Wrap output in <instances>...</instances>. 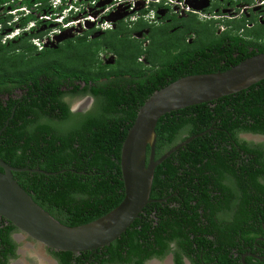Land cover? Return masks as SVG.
<instances>
[{
  "label": "trees",
  "instance_id": "obj_1",
  "mask_svg": "<svg viewBox=\"0 0 264 264\" xmlns=\"http://www.w3.org/2000/svg\"><path fill=\"white\" fill-rule=\"evenodd\" d=\"M18 1L0 0V6ZM51 1L23 0L22 6L42 14L50 9ZM10 17L0 19L4 31L13 22ZM33 22L42 24L30 15L20 21L21 28ZM155 24L140 20L130 28L121 22L99 37L93 35L100 30H92L80 39L41 51L32 39L46 34L8 42L0 36V158L14 168L51 174L15 172L14 178L39 206L67 227L95 222L123 202L122 148L139 111L157 91L185 77L226 72L264 54V47L259 53L249 52L251 44H240V40L203 39L199 50L188 49L175 57L171 47L178 37L169 34L166 24ZM209 24H201L206 38L210 31L216 32ZM141 32L142 40L151 43L147 48L134 37ZM102 55H113L115 61L106 64ZM143 55L155 65L163 64L162 71L149 73L147 65L139 61ZM25 85L28 91L23 98L14 99L13 91ZM69 95L91 96L95 106L85 114H73L65 101ZM156 133L157 160L187 139L203 135L157 167L151 200L160 202L149 204L127 233L103 249L106 256L112 255L108 261L143 264L163 258L175 242L176 264H183L182 254L194 264H203V257L206 264L231 262L229 252L211 248L213 254L207 253L208 244H215L212 237L225 250L233 246L231 242L240 237L245 225L253 223L244 229L249 246L264 232V213L255 210L264 197V185L258 178L247 185L240 178L239 188L221 183L225 176L232 181L238 171L227 159L232 152L240 154L241 150L257 156L238 136L264 135V80L237 94L169 113L158 122ZM247 158L241 163L243 173H249L257 163ZM236 159L234 165L238 164ZM258 163L262 166L259 175L264 178V161ZM249 195L256 199L255 209H243L241 201L235 206L234 199ZM232 208L237 213L243 211L236 221L237 233L230 227L227 234L224 229L230 224L220 226L218 215L229 214ZM16 230L0 217V253L6 248L5 257L15 246L11 235ZM106 260L97 262L106 264ZM5 262L0 258L1 264Z\"/></svg>",
  "mask_w": 264,
  "mask_h": 264
},
{
  "label": "water",
  "instance_id": "obj_2",
  "mask_svg": "<svg viewBox=\"0 0 264 264\" xmlns=\"http://www.w3.org/2000/svg\"><path fill=\"white\" fill-rule=\"evenodd\" d=\"M160 15L164 17L166 13L160 12ZM124 17L126 16L111 20L116 23ZM93 26L89 25L88 29ZM262 80L264 54H259L226 72L185 77L157 91L139 111L122 148L121 168L125 185L123 202L105 217L84 226L73 228L60 223L39 206L14 178L15 172L51 174L14 168L0 158V168L3 170L0 171V217L52 250L84 253L111 245L141 218L149 204L160 202L151 200L157 167L203 135L187 139L157 160L156 128L160 119L172 112L237 94ZM87 105L88 103L84 104ZM82 108L84 109L83 106L80 109L74 107V110Z\"/></svg>",
  "mask_w": 264,
  "mask_h": 264
},
{
  "label": "flooded vegetation",
  "instance_id": "obj_3",
  "mask_svg": "<svg viewBox=\"0 0 264 264\" xmlns=\"http://www.w3.org/2000/svg\"><path fill=\"white\" fill-rule=\"evenodd\" d=\"M226 2L219 1L217 2V4L213 6V7H216L215 11L219 13L218 17L220 18V21H216L212 23L208 22L211 24L210 27L215 28L214 26H216V28L218 29V31L214 32V34L212 33V31H210L208 38H206V36L203 35V26H201V24L203 25L205 23H203V20L200 18V16L196 17L192 14H187L185 16H178L173 13H170L169 16L163 20L164 22H162L161 24L163 26L164 24H166L165 26H168L167 28H169V34L175 35V37H178L177 39L179 40L178 42H176L177 40H173V46L171 47V51L173 52L175 57L180 56V54L182 55L184 52L187 53L188 49L189 50H199L201 48L203 39H206V40H240V44H242L243 41L245 43L248 42L251 44L252 47L249 48L250 50L249 52H254V51L256 53L260 52V48L264 47V9H259L258 11L250 10L247 12H243L240 9V6L243 3L245 4V2H242L239 0L237 1L230 0L228 4L233 6L232 7L233 13L232 15H227V13L224 14V12L225 10H228V9L227 8L223 9ZM5 6L6 4H3L0 6V17L1 18L3 17L7 18V15L13 9V6L9 7L8 9H6ZM257 14H262L263 18L259 20V18L256 17ZM195 20H197L199 24L196 23ZM204 28L206 29V31L207 29H209L206 27ZM86 33H83L82 35H80L79 37L75 39H80V37H84ZM66 41H64L63 43H65ZM140 41H143L144 48H147L149 47V45H151V43H149V41L147 40H140ZM254 45L255 46L258 45V48L254 47ZM163 51H167V50L164 49ZM139 61L147 65L146 67L149 70H151L149 71V73H152L154 71H162L161 69L163 68V64H160V62L159 63L156 62V65H155L152 63V61L148 60L145 55H143ZM27 89L28 88H26V85H25L23 89L14 90L13 98L22 99L23 95L28 91ZM71 96L72 95H69L65 98V101L70 105L71 113L85 114L90 111V110L84 111V110H78V109L74 110L75 106L73 107V102L68 101V98H70ZM88 97H91V96H88ZM93 101H95L94 98H93ZM238 137L240 140L248 142L252 146L251 149L257 152V156H254L248 152H243L241 150H239V152H241L240 154H237V153L233 154L234 152H232L230 156L228 155L229 158L227 159L230 161L229 162L230 167L238 171L237 173L235 172V174L232 175L233 177L232 181L226 180L225 178L229 179V177L225 176V178H223L221 181L222 185L231 186V188H233V186L239 188L240 178L246 181L245 185H247L248 183L251 184V182H253L255 178H258L259 183L264 185V178L263 176L259 175V173L262 171V166L258 163V162H261L262 160L264 161V135L252 134V133L251 134L240 133ZM247 156L249 157V159L247 158V161H252V162H257V163H254L255 167L252 168L249 171V173L248 171L246 173H243L240 170L241 163L244 162ZM234 157L238 158L236 159V161L238 162L237 165H234V160H233ZM212 186L215 188L219 187V185H216V183H213ZM247 197L242 196L241 200H240V197H237L236 199H234L235 206H238L241 201L243 202V204H241V206L243 205L242 206L243 209H246V210L255 209L256 204H257L254 201L255 198H250V195L248 198ZM259 203L260 204H257V207L255 210L262 211L264 213V197L261 198V201H259ZM243 209L237 213L236 209L232 208L229 211L230 212L229 214L220 212V214L218 215L220 222H222L221 224L219 223L220 226L230 224L229 227H226L224 229V231H226L227 234L230 232L229 230L230 227H233V229H235L237 233L238 228L236 227L238 226V224L236 223V221L238 220L240 221L239 215L242 214ZM235 216L237 217L239 216V217L236 218ZM7 224L8 223H6V225ZM252 225L253 223L245 225V227H243V231L240 237H237V240H235V242H231V245L233 246L226 248L225 250H224L223 245L217 244V240L212 237V241L215 244H210V247L208 244L209 249L207 250V253L212 252L213 254V251L211 250V248H213L214 251L221 250V251L229 252L230 258L232 261L226 264H264V232L262 233V235L259 234L260 236L256 237V241L254 242L253 245L249 246L247 242V236L245 234V230L250 229ZM262 228L264 230V224ZM244 234L245 236H243ZM11 239L15 243V246L12 247L11 250L9 248V252L7 251L6 257L4 256L6 248H3L1 251L2 253H0V258L6 261L5 264H100L99 263L100 261L97 262V260H101V258L107 259L106 262L103 261V263H106V264H135V261H133V263L116 261V260L108 261V259H110L112 255L111 256L105 255V250H103L105 247L98 249L96 251H88L84 253H72V252H62V251L52 250L48 248L47 246L33 240L32 238L27 236L25 233H23L19 229H17L11 235ZM23 239L29 242L28 243L29 246L26 247V251L20 249V243L21 241H24ZM177 251H178V245L177 243L173 242L170 244L169 253H167V255H165L163 258H158V257L152 258V259L145 261L143 264H176V254H178ZM240 252H243V254L240 255ZM64 253H71V254L66 256ZM123 255L125 257H128L126 252H124ZM182 255H183V259H182L183 264H194L190 257L184 254ZM204 261L205 259L203 257V264H206Z\"/></svg>",
  "mask_w": 264,
  "mask_h": 264
},
{
  "label": "built area",
  "instance_id": "obj_4",
  "mask_svg": "<svg viewBox=\"0 0 264 264\" xmlns=\"http://www.w3.org/2000/svg\"><path fill=\"white\" fill-rule=\"evenodd\" d=\"M219 1H227L228 12L233 13V6L228 4L230 0H89V2L87 0L85 2L81 0H53L51 1L52 4L49 10L55 13H52L51 16H47L46 14L40 20L42 22L48 21L46 22L47 24L57 21V23L62 24L66 31L68 29L85 30L90 23L95 24L96 29L106 30L110 29L113 25V23L107 20L111 16L120 17L129 14L125 22L130 26L140 20L147 23H156L158 19L157 13L160 10H165L178 16H185L187 14L201 15L203 5ZM239 1L245 2V4L243 3L240 6L243 12L264 9V0ZM87 4L90 5L88 8ZM62 7H65V9L60 14L58 11ZM155 7H157L158 11L153 10ZM84 11H87L88 14L83 15ZM204 17L207 18V16ZM52 36V34L48 35L44 40H51ZM55 38L53 36V39Z\"/></svg>",
  "mask_w": 264,
  "mask_h": 264
},
{
  "label": "rangeland",
  "instance_id": "obj_5",
  "mask_svg": "<svg viewBox=\"0 0 264 264\" xmlns=\"http://www.w3.org/2000/svg\"><path fill=\"white\" fill-rule=\"evenodd\" d=\"M81 1L85 2L86 0H81ZM87 2H89V0H87ZM11 6L12 5L7 6L5 8L8 9ZM89 6L90 5L87 4V8ZM1 10H3V9H1ZM52 13L53 12L50 11V10H46L42 14L39 13V12H36V11H32L31 12V15L40 20V18L43 17V16H46V14H47V16H51ZM84 14H88V12L87 11H84L83 12V15ZM23 18L24 17L14 16L13 22H12L13 27H9L8 29H6L4 34H8L9 33L11 36H14L15 38H20V37H23V36L24 37H29V36H32L34 34H46L47 36L52 34L54 37H56L55 39H53V36H52V39L51 40H44V44L45 45H42L41 44V49H39V51L43 50L44 48H58V46L60 44H62L64 41L71 40V39H75V38L79 37L78 35L83 34V31L76 32V30H74V29H68L66 31V30H64V27L62 26V24L61 23H57V21H54V23H52V24H39L37 22H33L31 24V26L28 28L27 33H24L23 34V31H22V28H21V25H20V21ZM125 20H126V18L124 17L121 20V22H125ZM46 22H48V21H46ZM88 25H90V24H88ZM116 27L117 26L112 25L111 28L113 29V28H116ZM29 32H32V33H29ZM4 34L2 33L0 36H2L3 38H5ZM101 35H103V34L98 33L96 35H93V37L96 38V37H99ZM14 37H10V39H5V41L6 40H7V42H8V40L15 41V40H13ZM16 40H18V39H16ZM27 58H28V60H30L31 57L28 56ZM101 59L103 61H105L107 64H109V63L112 64L115 61L114 57L112 58L110 56H107V57L104 56V58L101 57ZM89 99H90V97L88 99H86V97H77V98H74L73 96H71L70 98H68V101L74 103L73 104V107L74 106L75 107H79V109H80V107L83 106L84 109L82 108V110L86 111V110H91L95 106V101L91 102V101H89ZM85 103H88V105L87 106H84ZM92 103H93V105H92ZM28 243L29 242L27 240L21 241V243H20V249L26 251V247L29 246Z\"/></svg>",
  "mask_w": 264,
  "mask_h": 264
},
{
  "label": "clouds",
  "instance_id": "obj_6",
  "mask_svg": "<svg viewBox=\"0 0 264 264\" xmlns=\"http://www.w3.org/2000/svg\"><path fill=\"white\" fill-rule=\"evenodd\" d=\"M22 2H23V0H19L18 1V4L17 3H13V2H11L9 5H6L5 7H7V6H10V5H12L13 6V9H12V11L7 15V17H10V16H12V18H14V16H18V17H26V16H30L31 15V10H29V9H25V7H23L22 6ZM215 4H217V3H213V4H209V3H207L206 5H203L202 6V13H201V15L199 14H192V15H194V16H196V17H198V16H200V18L203 20V23H208V22H210V23H212V22H216V21H220V18L218 17V15H219V13L217 12V11H215V9H216V7H213ZM17 6V7H16ZM15 8V9H14ZM63 8V7H62ZM227 8V6H226V4L224 5V7H223V9H226ZM228 9V8H227ZM61 10V9H60ZM257 11L259 10V9H256ZM158 11V10H157ZM251 11H253V10H251ZM160 12H165L166 13V15L164 16V17H162L161 15H160ZM53 13H55V12H53ZM62 13V12H61ZM60 13V14H61ZM227 13V15H232L230 12H228V10H225V12H224V14H226ZM170 13L169 12H166L165 10H160L158 13H157V20H156V23H158L159 22V24H161V21L163 20V19H165L166 18V16L167 15H169ZM127 15V16H126ZM123 16V15H122ZM125 18L127 19L128 17H129V14H125ZM204 16H207V18H205ZM256 17L257 18H259V20L260 19H262L261 17H262V14H257L256 15ZM113 18H116V16H111V17H108L107 18V20H108V22H111V23H113V25L114 26H117L119 23H121V20L120 21H118V22H116V23H114V22H112V20L111 19H113ZM0 19H1V17H0ZM129 20V19H128ZM40 21V20H39ZM40 22H42V21H40ZM139 22V21H138ZM126 23V22H125ZM137 23V22H136ZM136 23H134V24H132V26H130L128 23H126V24H128L129 25V27L131 28V27H134V25L136 24ZM147 23V22H146ZM32 24V23H31ZM31 24L28 26V27H26L25 29H22V31H23V34L24 33H27V31H28V28L31 26ZM42 24H47V23H45V22H42ZM49 24H52V23H49ZM150 24H152V25H156L155 23H150ZM158 24V25H159ZM10 26L9 27H13V24H12V20H11V24H9ZM90 25H94L93 26V28L92 29H85V30H76V32H79V31H83V33H86V32H89V31H92V30H100V33L102 34L103 32H106V31H110V30H115L116 28H110V29H106V30H103V29H96L95 28V24H92V23H90ZM215 28H216V26H214ZM214 28V30L215 31H218V29L216 28L215 29ZM148 31H146V33H147ZM221 32V31H220ZM219 32V33H220ZM4 34L5 33V31L2 29V27H1V24H0V35L1 34ZM30 33V32H29ZM98 34V33H97ZM143 34V32H141V33H136L135 35H134V37L136 38V39H139V40H142L144 37V34ZM37 35H39V34H37ZM80 35H82V34H80ZM80 35H78V36H80ZM4 36H5V38H3V40L5 41V39H10V37H14V36H11L9 33L8 34H4ZM46 36L47 35H45V37H43V38H41V37H38V38H35V39H32V43L38 48V49H41V44L42 45H45L44 44V39L46 38ZM16 38L14 37L13 38V40H15ZM7 41V40H6ZM5 41V42H6ZM4 42V43H5ZM104 56H106V55H102V58H104ZM107 57V56H106ZM110 57H114L113 55L111 56L110 55ZM89 97H86V99H88ZM90 99L92 100L91 102H93V98H91L90 97ZM74 104V103H73ZM157 145V144H156Z\"/></svg>",
  "mask_w": 264,
  "mask_h": 264
}]
</instances>
